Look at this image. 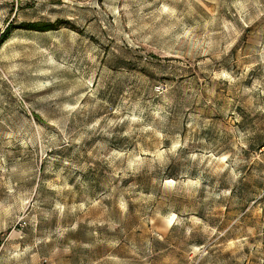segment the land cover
Instances as JSON below:
<instances>
[{"label":"rangeland","instance_id":"obj_1","mask_svg":"<svg viewBox=\"0 0 264 264\" xmlns=\"http://www.w3.org/2000/svg\"><path fill=\"white\" fill-rule=\"evenodd\" d=\"M0 264H264V0H0Z\"/></svg>","mask_w":264,"mask_h":264},{"label":"trees","instance_id":"obj_2","mask_svg":"<svg viewBox=\"0 0 264 264\" xmlns=\"http://www.w3.org/2000/svg\"><path fill=\"white\" fill-rule=\"evenodd\" d=\"M60 23H61V20H55L53 22L32 21V22H21L14 27L16 28L19 27V28L28 29V30L46 31V30L57 28Z\"/></svg>","mask_w":264,"mask_h":264}]
</instances>
